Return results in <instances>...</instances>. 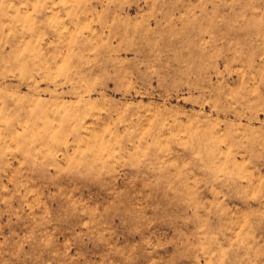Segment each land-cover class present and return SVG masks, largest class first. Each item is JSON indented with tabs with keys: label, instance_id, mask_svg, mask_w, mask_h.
<instances>
[{
	"label": "rangeland",
	"instance_id": "1",
	"mask_svg": "<svg viewBox=\"0 0 264 264\" xmlns=\"http://www.w3.org/2000/svg\"><path fill=\"white\" fill-rule=\"evenodd\" d=\"M0 264H264V0H0Z\"/></svg>",
	"mask_w": 264,
	"mask_h": 264
}]
</instances>
